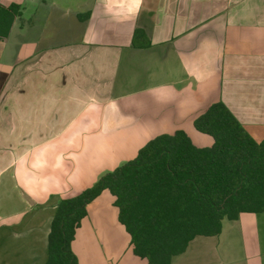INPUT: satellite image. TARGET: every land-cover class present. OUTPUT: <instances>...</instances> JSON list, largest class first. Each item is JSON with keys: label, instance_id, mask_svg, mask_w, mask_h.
I'll list each match as a JSON object with an SVG mask.
<instances>
[{"label": "crops", "instance_id": "obj_1", "mask_svg": "<svg viewBox=\"0 0 264 264\" xmlns=\"http://www.w3.org/2000/svg\"><path fill=\"white\" fill-rule=\"evenodd\" d=\"M77 3L71 8L52 0L39 16L22 13L8 37H0V186L6 184L0 201L9 191L17 200L13 209L0 208L1 264H46L60 201L86 189L64 177L69 171L61 192L50 189L59 178L48 173L44 159L65 137L121 130L133 144L143 138L127 160L150 139L177 130L210 146L212 137L197 131L194 121L221 100L253 137L264 139V0ZM136 29L146 40L134 45ZM117 102L123 116L115 117ZM12 168L17 188L11 189L4 174ZM72 168L76 176L91 177L80 162ZM114 200L104 190L88 204L73 243L79 264H148L134 254ZM245 215L224 219L218 235L195 237L171 264H227L219 245ZM88 235L91 245L85 239L81 250L77 240Z\"/></svg>", "mask_w": 264, "mask_h": 264}, {"label": "trees", "instance_id": "obj_2", "mask_svg": "<svg viewBox=\"0 0 264 264\" xmlns=\"http://www.w3.org/2000/svg\"><path fill=\"white\" fill-rule=\"evenodd\" d=\"M20 4L0 5V37H8ZM146 40L136 29L133 44ZM212 137L198 146L184 130L160 134L136 156L78 195L60 201L49 234L46 264H79L73 243L88 204L104 190L115 197L118 220L134 254L148 264H171L199 235L222 232L223 220L264 212V139L258 141L221 100L194 121Z\"/></svg>", "mask_w": 264, "mask_h": 264}, {"label": "rangeland", "instance_id": "obj_3", "mask_svg": "<svg viewBox=\"0 0 264 264\" xmlns=\"http://www.w3.org/2000/svg\"><path fill=\"white\" fill-rule=\"evenodd\" d=\"M9 1L12 0H0V3L2 4V6H9L12 4L11 3L6 5V3H8ZM54 1L56 4L74 8L75 5L78 4L77 2L81 0ZM16 4H20V6L22 7V13L25 18L33 17L34 13L39 16V12L49 11V9L47 10V8L53 5L52 0H17ZM66 10L68 11V8H66ZM116 105L118 106V108L116 109L118 115H116L115 117H118L120 115L123 116L125 112L124 106L119 105V102H117ZM97 123L100 122L96 121L95 125H97ZM97 133L96 130H92L87 136H76L73 138L68 137V139L67 137H65L63 141L56 142L51 145L53 147H57V149H55V151L57 152L55 154H53L52 152H48L49 154H47L44 159L46 163L45 168L46 170H48V173L52 174V176L58 177L59 181L57 182V184L51 185L50 189L60 192L63 190L65 182L68 181L62 180V177L67 171L70 172L68 173L69 177H64L68 178L70 183L76 184L81 182L84 183L82 185H84L85 188L94 185L103 175L112 171L114 169H112V167H115L116 165L121 166L126 163L128 161V157L131 155V152H129L130 147L136 146L143 139L142 138L141 141L137 139V141L139 142L133 144L132 139L129 138V140H126L124 132L121 130L118 131L115 136L108 137H105V133L102 134V136L99 134L97 135ZM204 136L205 138H211L208 135ZM193 139L194 141H196L194 137ZM60 152H66V158L64 156H61ZM132 155L134 156L135 153H133ZM79 162L80 167L91 168L90 178L89 176L84 175L85 177H79L78 175L76 176L74 174L76 172V169H71V167L77 166ZM1 165H3V163L0 164V166ZM15 174L16 169L13 168L12 170H8V172L4 174V178H8L7 188H17V186H15L17 184V181L15 184L13 179V176H15ZM3 187H6L5 183L1 184L0 189L3 190ZM10 195L11 192L9 191V198H7L4 202L0 201V208H3L5 211L7 209L10 210L15 208L17 202V200L15 201V197H10ZM2 212L3 211H0V215L2 214ZM241 220L242 221H240L239 223L240 225H238L239 228L235 230V232H232L230 236L224 238L221 241L218 251L219 255L226 261L225 263L227 264H264V212L246 213V215L243 216ZM85 233L86 231L83 232L84 237H86ZM84 237L81 236L77 240V245L79 248H81V250L84 249L85 239L86 241H88V247H90L92 241L91 235H88L87 238ZM8 245L10 246V242ZM95 246L96 244L94 245V247ZM95 248L97 254L99 246L97 245ZM0 253V256L2 255V253H4L3 249L1 248ZM81 256L84 257L82 253Z\"/></svg>", "mask_w": 264, "mask_h": 264}, {"label": "water", "instance_id": "obj_4", "mask_svg": "<svg viewBox=\"0 0 264 264\" xmlns=\"http://www.w3.org/2000/svg\"><path fill=\"white\" fill-rule=\"evenodd\" d=\"M24 196H25V198H26L29 202L32 203V200H30V199L28 198V196H26V195H24Z\"/></svg>", "mask_w": 264, "mask_h": 264}]
</instances>
